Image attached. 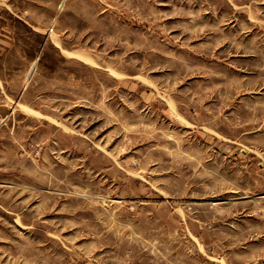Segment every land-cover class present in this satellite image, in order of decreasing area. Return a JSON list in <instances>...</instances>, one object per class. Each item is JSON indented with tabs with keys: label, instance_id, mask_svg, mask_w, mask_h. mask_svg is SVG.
<instances>
[{
	"label": "rangeland",
	"instance_id": "374dc122",
	"mask_svg": "<svg viewBox=\"0 0 264 264\" xmlns=\"http://www.w3.org/2000/svg\"><path fill=\"white\" fill-rule=\"evenodd\" d=\"M0 85V264H264V0H0Z\"/></svg>",
	"mask_w": 264,
	"mask_h": 264
},
{
	"label": "crops",
	"instance_id": "0c3cea01",
	"mask_svg": "<svg viewBox=\"0 0 264 264\" xmlns=\"http://www.w3.org/2000/svg\"><path fill=\"white\" fill-rule=\"evenodd\" d=\"M7 97L6 96V93L4 92V90H3V88H1V85H0V101H2L3 99H2V97ZM2 99V100H1ZM33 112H36V110L35 109H31ZM4 121H5V119H3V118H0V126L2 125V124H4Z\"/></svg>",
	"mask_w": 264,
	"mask_h": 264
},
{
	"label": "bare ground",
	"instance_id": "6f19581e",
	"mask_svg": "<svg viewBox=\"0 0 264 264\" xmlns=\"http://www.w3.org/2000/svg\"><path fill=\"white\" fill-rule=\"evenodd\" d=\"M85 59V58H84ZM30 112H33L32 110L28 109Z\"/></svg>",
	"mask_w": 264,
	"mask_h": 264
}]
</instances>
